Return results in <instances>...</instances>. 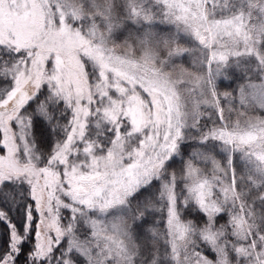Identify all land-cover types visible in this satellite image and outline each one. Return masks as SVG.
Segmentation results:
<instances>
[{
	"label": "snow or ice",
	"instance_id": "obj_1",
	"mask_svg": "<svg viewBox=\"0 0 264 264\" xmlns=\"http://www.w3.org/2000/svg\"><path fill=\"white\" fill-rule=\"evenodd\" d=\"M0 264H264V0H0Z\"/></svg>",
	"mask_w": 264,
	"mask_h": 264
},
{
	"label": "trees",
	"instance_id": "obj_2",
	"mask_svg": "<svg viewBox=\"0 0 264 264\" xmlns=\"http://www.w3.org/2000/svg\"><path fill=\"white\" fill-rule=\"evenodd\" d=\"M231 86L234 87L235 85L233 84ZM220 88L223 89V91L224 90H227V91L231 90V88L229 87V84H224V83L220 84ZM174 167L175 168H179V163L175 164ZM189 218H193L194 219L195 217H189ZM223 222H224L223 220L220 221V223H223Z\"/></svg>",
	"mask_w": 264,
	"mask_h": 264
},
{
	"label": "rangeland",
	"instance_id": "obj_3",
	"mask_svg": "<svg viewBox=\"0 0 264 264\" xmlns=\"http://www.w3.org/2000/svg\"><path fill=\"white\" fill-rule=\"evenodd\" d=\"M190 59H191L190 57H189V58H186V60H185V64H186V66H187V62L190 61ZM223 83H224V84H229L228 81H225V82H223ZM220 90L223 91V89H221V88H220ZM224 91H227V90H224ZM157 218H159V217H157ZM161 226H162V225H161Z\"/></svg>",
	"mask_w": 264,
	"mask_h": 264
}]
</instances>
